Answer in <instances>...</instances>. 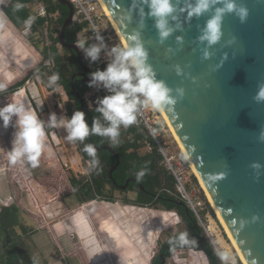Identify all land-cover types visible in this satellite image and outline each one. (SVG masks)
Masks as SVG:
<instances>
[{"label":"water","instance_id":"95a60500","mask_svg":"<svg viewBox=\"0 0 264 264\" xmlns=\"http://www.w3.org/2000/svg\"><path fill=\"white\" fill-rule=\"evenodd\" d=\"M57 1L68 8L58 34L59 45L76 54L81 69L71 76V88L74 89L77 75L88 86L91 79L88 75L93 71L84 64L76 46L65 40L73 8L66 0ZM101 1L125 44L129 35L140 34L155 78L172 89L173 95L177 88L184 90L174 110L163 111L166 121L242 260L246 264H264V142L259 139L264 131V101L254 99L264 85V0H235L238 6L247 9L246 20L241 23L235 13H225L223 35L211 46L198 37L222 3L200 16L188 17L187 8L194 6L195 0H171L175 9L172 16L176 19L167 18L173 31L161 41L155 18L149 15L150 9L142 0ZM205 50L210 53L207 59L203 57ZM29 53L30 65L38 64L39 56L34 49H29ZM77 96L83 112L84 100ZM96 149L108 151L115 158L109 170L112 179L120 158L110 147ZM253 164H259L260 168H253ZM128 185L126 181L119 189L126 190ZM71 188L62 182L60 192L75 194ZM204 239L201 236L199 250Z\"/></svg>","mask_w":264,"mask_h":264},{"label":"rangeland","instance_id":"374dc122","mask_svg":"<svg viewBox=\"0 0 264 264\" xmlns=\"http://www.w3.org/2000/svg\"><path fill=\"white\" fill-rule=\"evenodd\" d=\"M9 3L10 0H0V7H6ZM38 5L29 8L32 16L37 14ZM2 24L3 31L7 35L10 29H13L20 38L19 44L11 47L9 61H6L4 55L2 57L0 54V66L4 67L6 64L11 66L14 63L15 66H11V69L15 70V72L12 71L13 77L20 74L17 63H19L23 52L26 57L22 61L23 63L19 65L20 71L30 66L27 61V59L31 60L29 49H36L40 54L39 62H41L45 58L44 49L52 45L53 38H56L60 31V26L53 25L49 28H39L37 32L29 35L31 30L28 25L25 26L26 28L15 30L5 21ZM2 27L0 26V33L2 32L4 35ZM55 30H58V33ZM3 42L5 41L0 42V47L4 49V44H1ZM56 48L64 58L69 59L68 54L62 50L59 44L56 45ZM7 74V70H4L2 76ZM29 74L20 76V80L14 81L6 89V93L0 92V97L7 95L14 96L12 100L14 98L23 99L25 106L31 108L26 95L19 93L20 89L26 86V82L30 81V85L26 86L25 93L36 113V107L38 108V119L42 118L48 128V130L44 129L46 134L45 147L39 157V165L33 168L25 160L20 162L16 172L17 175H20L19 170L21 169L22 177L25 178L23 179L24 183L26 182L28 186V189L22 194L21 205L20 199L17 200L20 182L13 181L9 177L10 173L9 175L6 174L11 166L12 168L16 167L19 163L12 164L8 156L17 129L15 125L12 126L9 123L7 129L2 127L3 129L0 131V206L3 208L15 206L17 208V226L10 234V238L16 244L18 255L27 262L26 264H108L109 260H112L113 264H153L161 244L176 234L187 233L185 224L181 217L177 216L175 210L168 212L160 205H152L153 201L150 198L143 197L142 199L149 203L148 208H146L139 204L142 199L139 198L141 192L137 187L113 190L108 184L103 186L104 201H99L98 206L81 205L79 199L72 194L62 196L59 202H53L52 192L46 193L42 187L36 185L35 179H32L33 176L46 177L45 174L53 171L58 161L68 179V183H65L69 187L71 176L77 180L88 179L91 164L85 162L80 156L77 146L66 139L67 131L64 127H48V118L51 113L56 114L58 122L60 119H68L66 107L69 101L63 89L57 84H52V89L49 90V84L45 85L39 76ZM1 79L5 80L1 78L0 74ZM22 81H24L23 86L15 88ZM93 90L91 87L85 98L91 96ZM28 91L34 92L32 94L34 98H31ZM87 102L89 109L98 104L95 101V103L93 101ZM9 141L10 143H8ZM6 142L7 147L4 145ZM149 152L150 147L146 145L139 150L140 155ZM196 183L197 188L195 189L200 190L199 196L206 200L205 202L213 214L207 212L204 219V225H209L212 230V239L205 237L207 242L213 247L219 258H221V253L227 254L228 259L224 260L226 264H242L204 191L198 181ZM56 185L58 187L59 184ZM47 186L54 188L55 185L47 184ZM71 190L73 192L72 188ZM63 205L71 212L68 216L63 215ZM132 206L137 209H130ZM140 208H146V211H142ZM76 210L79 212L75 213ZM81 210H87L89 216H85ZM31 213L36 215V218L33 219ZM42 216L48 222L44 227L42 226L44 221ZM52 236L61 248L51 238ZM77 246L81 248L77 250ZM202 253V250L193 247L179 249L174 252L176 257L167 259L165 264H200ZM105 254L108 255L109 259H106Z\"/></svg>","mask_w":264,"mask_h":264},{"label":"trees","instance_id":"16d2710c","mask_svg":"<svg viewBox=\"0 0 264 264\" xmlns=\"http://www.w3.org/2000/svg\"><path fill=\"white\" fill-rule=\"evenodd\" d=\"M37 4H41L46 8V18L31 15L29 8ZM18 5H20V7H17ZM3 12L4 15L9 19V21L18 29L24 28L27 25L26 21L29 20V18H32L33 22L30 26H28L31 30V33L29 35L37 32V30L42 27L49 28L50 26L58 25L61 29L64 21L68 16V8L59 3L57 0H11L10 3L3 9ZM84 29V24L69 26L65 32L66 43L69 45H74L77 40V34ZM55 32L58 33V30H55ZM58 44V37L53 38L52 45L45 48L43 52L45 56V58H43L44 60L48 58L52 59L54 63L53 71L50 72L47 69L40 68L37 70L36 74L40 77L42 83L45 85L49 84V78L54 73L59 74L60 78L56 82V84L58 85V87L63 89L69 101V104L66 107L68 119L71 118L72 114L75 111H80V103L77 96L80 95L84 100L83 113L85 114V120L88 123L89 127L91 128L93 119H99L101 125L107 127L108 122L103 120L101 114L96 111L98 104H95L92 109L88 108V102L85 100V96L87 95L91 87L83 84L80 81V78L76 76L73 82L74 89L71 88V76L81 69L77 62L76 54L72 51L62 48V50L65 51L69 56V59L64 58L56 48V45ZM31 68L32 66L30 65L25 70L20 71V76L23 77L27 75L31 71ZM90 69L93 71V73L98 71L93 70L92 68ZM19 77H14L9 81L7 80L8 82L6 80L4 81L10 84L11 82L17 80ZM4 81L3 79H1V83H3ZM23 83L24 81L19 82L15 86V88L23 86ZM48 89L51 90V86H48ZM4 92L6 93V90H4ZM4 92L2 93L4 94ZM13 97L14 96L7 95L1 96L0 107H3L11 102ZM30 106L31 109H33L31 103ZM36 110L37 113H39L37 107ZM40 120L42 121V118ZM15 122L16 117H13L9 123L13 126L15 125ZM2 129L3 128L0 127V131H2ZM44 129L48 130L45 124ZM90 141H92L96 147H110L120 158V164L118 168L112 173V179L109 178V170L115 164V158L108 151H97L96 158L98 159V163L93 166L92 157H89L87 153L83 151L84 145L90 143ZM8 143H10V141ZM73 144L77 146L78 152L82 159L85 162L91 164L88 179L77 180L73 176H71L69 179L70 185L72 186L76 194L75 195L72 193V195L75 198L79 199V201L82 203L81 205L86 204L92 207L98 206L99 201H104V185L108 184L114 190L117 189L118 186H124L126 181H129L128 186L130 188L137 187L140 190V199H142L143 197H146L148 199L150 198L153 201L152 205H160L168 212L171 210H175L176 213L181 217L183 223L187 228V233L183 234L185 235L184 242L180 240V236L182 234H176L160 245L158 255L153 264H165V261L167 259L173 257L176 250L188 247L198 249L201 236L204 235L203 229L200 227L195 216L187 210L184 204H182L166 192L162 191L163 189L173 190V180L171 176H169L161 168V158L157 153L155 145L152 143L151 138L145 135L142 130L136 128L134 125H131L128 128L121 127L120 135L118 137V143L116 144H113L108 137H101L97 135H90L83 142L75 141L73 142ZM4 145L7 147V142ZM145 145H150L151 150L145 155H140L139 150L144 148ZM19 166L20 162L16 167L12 168L11 166L9 172H7L6 174L9 175L10 173L9 177L13 181H16L18 183L20 182V190L18 191L19 193L17 192L18 199L16 196L15 197L18 201L20 199L21 205L22 194L28 189V186L26 182L24 183L23 179L25 178L22 177L21 169L19 170L20 175L16 174ZM8 167H10V165H8ZM13 171H15L14 174H12ZM141 173H143L142 176L140 175ZM45 175L46 177L44 178L42 176H33L32 179H35L34 181L36 185L42 187L46 193L50 194L52 192L51 195L53 202H59L62 196H66L62 195V193L60 192L61 184L62 182L68 183V179L65 173L60 168L58 161L55 169ZM138 176L140 177L139 179H137ZM193 182L197 185L195 178H193ZM57 183L59 184L58 187L56 185ZM47 184L55 186L54 188H52L48 187ZM139 204L149 206V203L145 202V200L143 199ZM0 209V264H26L27 262H25L22 257L18 255L15 242L10 238V234L13 233V230L17 226V208L15 206L6 208L0 206ZM62 209L64 216H68L71 213L64 205ZM81 211H83L85 216H89L87 210ZM142 211H146V208H142ZM207 211L212 214L208 205ZM77 212L79 211L76 210L75 213ZM30 215L33 219L36 218V215L32 213ZM42 218L44 219V221L42 222V226L44 227L46 224H48V222L46 221L44 216H42ZM93 228H95V225H93ZM51 238L57 245H59L53 236ZM79 248L81 247H76L77 250H79ZM201 250L206 255L209 264H222L217 253L207 242L206 238L202 242ZM75 253L77 252L75 251ZM105 255L106 259H109L107 257L108 255ZM108 264H113L112 260H109Z\"/></svg>","mask_w":264,"mask_h":264},{"label":"clouds","instance_id":"9594fccd","mask_svg":"<svg viewBox=\"0 0 264 264\" xmlns=\"http://www.w3.org/2000/svg\"><path fill=\"white\" fill-rule=\"evenodd\" d=\"M150 9L149 15L155 18V27L161 41L166 39L173 31L168 27V17H172L175 11L171 0H142ZM222 3V7H217L214 14L207 20L202 34L198 39L206 41L209 46L216 44L222 37V20L225 13H235L240 22L247 18V9L238 6L235 0H195V4L187 8L188 17L200 16L207 12L210 7ZM17 7H20L18 5ZM185 9H181L184 11ZM33 22L32 18L26 21L28 26ZM97 40L102 41V37L97 36ZM177 37V41H180ZM128 43L122 47L112 48L114 59L103 70L91 73L88 87H93L97 83L102 84L110 92L98 100L96 111L101 114L103 120L108 122V126H102L99 119H93L91 128L85 120L82 111H75L70 119H60L57 121L55 113H51L48 118V127H64L67 131L66 139L70 142H83L90 135L108 137L113 144L118 143L121 127L128 128L137 120V113L141 107L150 108L153 111L174 110V106L179 99L184 96L182 88L170 89L163 81L155 78L152 67L147 63V50L140 39V34L135 32L127 37ZM76 46L84 49L85 56L95 62L103 47V44L85 48L84 40H77ZM210 53L205 50L203 57L207 59ZM179 73V68L176 69ZM59 74L54 73L49 78V86L56 84ZM7 85L0 83V92L6 90ZM254 99L257 102L264 101V85H261ZM16 117L15 128L12 140V148L8 152L9 160L12 164L27 161L35 168L39 165V157L45 147L44 122L38 119L37 113L30 107H26L23 99L14 98L11 102L0 107V127L7 129L9 122ZM155 133V129H152ZM259 139L264 142V131ZM83 151L92 157V164L98 163L96 158L97 149L95 145L88 143L84 145ZM253 168H260L259 164H253ZM141 176L143 173L140 174ZM140 177L138 176L137 179ZM253 219H256L253 217ZM184 242L185 235L180 236ZM221 259L227 260V254L221 253Z\"/></svg>","mask_w":264,"mask_h":264},{"label":"built area","instance_id":"2783aa9c","mask_svg":"<svg viewBox=\"0 0 264 264\" xmlns=\"http://www.w3.org/2000/svg\"><path fill=\"white\" fill-rule=\"evenodd\" d=\"M66 1L72 6L74 12L71 25H85V29L77 34V40H84L85 48L91 47L92 45L99 46L101 43L103 44L99 57L95 62L85 56L84 49L77 47L76 43L74 44L78 49L84 64L93 70H103L114 59L111 51L112 48L122 47L123 44L118 40L116 32L105 13L101 2L99 0ZM35 16L46 18V8L39 4ZM97 36L102 37V41L97 40ZM53 67L52 60L48 58L39 62L31 73L38 76L36 74L38 69L44 68L52 72ZM26 83V86L30 85V81H27ZM26 86L23 89H20L19 93L22 92L26 95ZM93 89L91 96L85 98L87 101H95L98 103L100 98L111 94L102 84L99 83L93 86ZM133 125L151 138L152 143L155 145L157 153L161 158V168L171 176L173 180V190L163 189L162 191L184 204L187 210L195 216L199 225L203 226L202 229L204 236L211 240L212 231L210 226L204 225V219L208 212L207 204L205 202L206 200L199 196L198 193H200V190L195 189L197 188V185L193 182V178H195L196 181L198 180L189 161L184 156L177 141L172 136L160 111L157 112L150 108L141 107L137 113V120ZM152 129H155V133H153ZM145 207L147 208L148 206ZM133 208L135 207H130V209ZM177 216L179 217L178 214ZM221 262L222 264H226L223 259H221Z\"/></svg>","mask_w":264,"mask_h":264},{"label":"crops","instance_id":"0c3cea01","mask_svg":"<svg viewBox=\"0 0 264 264\" xmlns=\"http://www.w3.org/2000/svg\"><path fill=\"white\" fill-rule=\"evenodd\" d=\"M11 1V0H10ZM5 7H3V8H1L0 7V26L2 27V23H3V21H5L6 23H8V25H10V27H13L15 30L16 29H18V28H16L10 21H9V19L4 15V12H3V9H4ZM2 24V25H1ZM5 24V23H4ZM9 28V27H8ZM10 29V28H9ZM2 31H3V27H2ZM4 32V31H3ZM3 33L1 32L0 33V42H2L3 40L6 42H3V43H1L3 46H4V49L3 48H1L0 47V54L2 55V57H3V55H4V57L6 58V61H9V58L11 57L10 55H9V52H11V47L13 48V47H15V46H17V44H19V37H18V34L13 30V29H10V32H9V34L7 35L5 32H4V35H2ZM34 51L35 52H37L36 51V49L34 48ZM37 54H38V56H40V54L37 52ZM30 56V55H29ZM2 57H1V59H2ZM25 55H24V52H23V54H22V56L20 57L21 59L19 60V63H17L18 64V72H20V66L19 65H21L23 62V60L25 59ZM51 59V58H50ZM52 60V59H51ZM27 61L29 62V65H30V63H31V60H29V59H27ZM53 62V61H52ZM14 64V63H13ZM11 65V66H15V65ZM36 66L38 65V64H35ZM35 65H31L32 67L33 66H35ZM53 65H54V63H53ZM11 66H9V65H5L4 67L3 66H0V69H1V71H0V74H1V78H4L5 80L7 79L8 81L11 79H13L14 77V75H13V72H15V70L14 69H11ZM35 66V67H36ZM34 67V68H35ZM34 68H31V71L34 69ZM53 69H54V67H53ZM6 71L7 70V75L6 76H2V74H3V71ZM13 71V72H12ZM31 71L29 72V73H31ZM53 71V70H52ZM20 76V74L17 76V77H19ZM17 80H20V77L17 79ZM17 80H15V81H17ZM4 81V80H3ZM7 81V82H8ZM7 82H3V84H6ZM14 82V81H13ZM13 82H11L10 84L9 83H7L6 85H7V88L8 87H10V85L13 83ZM0 83H1V80H0ZM6 88V89H7ZM29 89V88H28ZM27 90V87L25 88V91ZM28 93H29V95L31 96V98H34V95H32L34 92H30V91H28ZM26 96H27V98H28V95L26 94ZM28 100L30 101V99L28 98ZM30 103H31V101H30ZM32 104V103H31ZM147 146H149L150 147V145H147ZM151 150V149H150ZM170 212V211H169ZM174 257H176V254L173 256V258ZM203 263H206V264H209V261H208V259H207V257H206V255L204 254V253H202V255L200 256V264H203Z\"/></svg>","mask_w":264,"mask_h":264},{"label":"bare ground","instance_id":"6f19581e","mask_svg":"<svg viewBox=\"0 0 264 264\" xmlns=\"http://www.w3.org/2000/svg\"><path fill=\"white\" fill-rule=\"evenodd\" d=\"M99 1L101 2L102 6H103V9H104L105 13L107 14V16H108V18H109V20H110V22H111V24H112V26H113L115 32H116V35H117V37H118V40H119L123 45H125V43L123 42V39H122V37H121V35H120L118 29H117L116 26L113 24L110 15L106 12V8H105L104 4L102 3L101 0H99ZM160 113H161L163 119L165 120V122H166V124H167V126H168V128H169V130H170V132H171V134H172V136H173L174 139L177 141V143H178V145H179V147H180L182 153H183L184 156L187 158V155H186L184 149L180 146V142H179L178 138L176 137V135L173 134V130H172L171 126L167 123L163 111H160ZM187 160H188V158H187ZM188 161H189V160H188ZM189 163H190V162H189ZM190 165H191L192 170H193V172H194V174H195V176H196V178H197V180H198V183H199L200 187L202 188V190L204 191V193H205V195H206V197H207V199H208V202L211 204L212 209L214 210V212H215V214H216V216H217L218 221L220 222L221 226H222L223 229H224V232L226 233V235H227L229 241L231 242V245L233 246V248H234V250L236 251L237 255L240 257L242 264H246V263L242 260V258H241V254H240V252L238 251V249L235 248V245H234L233 239H232V237L230 236V234H229L227 228H225V227L223 226V221H222L221 217L216 213L215 208H214V205H213V203L211 202L210 198L207 196V194H206V192H205V189H204L203 185H201V183H200V181H199V178H198V175L195 173V170H194V168H193V166H192L191 163H190ZM210 229H211V227H210ZM211 231H212V230H211Z\"/></svg>","mask_w":264,"mask_h":264},{"label":"flooded vegetation","instance_id":"af4514ba","mask_svg":"<svg viewBox=\"0 0 264 264\" xmlns=\"http://www.w3.org/2000/svg\"><path fill=\"white\" fill-rule=\"evenodd\" d=\"M81 72V70H79V71H77V72H75V74H77V73H80ZM89 77H90V75H88ZM77 77H79L80 78V81L83 83V80H82V78L80 77V76H78L77 75ZM84 84V83H83ZM121 187V186H120ZM118 188H119V186H118Z\"/></svg>","mask_w":264,"mask_h":264}]
</instances>
